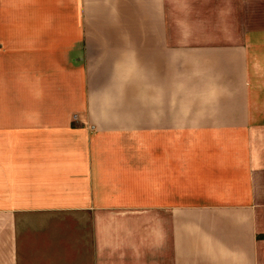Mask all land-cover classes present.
<instances>
[{
  "label": "crops",
  "instance_id": "obj_1",
  "mask_svg": "<svg viewBox=\"0 0 264 264\" xmlns=\"http://www.w3.org/2000/svg\"><path fill=\"white\" fill-rule=\"evenodd\" d=\"M0 264H264V0H0Z\"/></svg>",
  "mask_w": 264,
  "mask_h": 264
}]
</instances>
